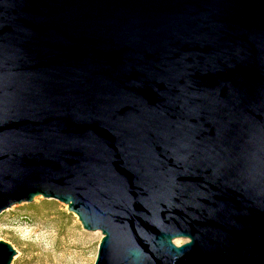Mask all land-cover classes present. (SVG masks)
<instances>
[{"label": "water", "instance_id": "95a60500", "mask_svg": "<svg viewBox=\"0 0 264 264\" xmlns=\"http://www.w3.org/2000/svg\"><path fill=\"white\" fill-rule=\"evenodd\" d=\"M37 197L94 264H264V0H0V214Z\"/></svg>", "mask_w": 264, "mask_h": 264}, {"label": "rangeland", "instance_id": "374dc122", "mask_svg": "<svg viewBox=\"0 0 264 264\" xmlns=\"http://www.w3.org/2000/svg\"><path fill=\"white\" fill-rule=\"evenodd\" d=\"M79 229L66 205L42 197L0 214V241L17 253L10 264H94L102 234Z\"/></svg>", "mask_w": 264, "mask_h": 264}]
</instances>
